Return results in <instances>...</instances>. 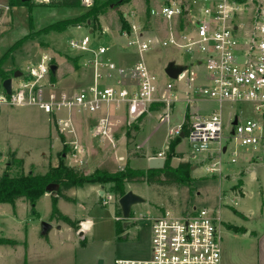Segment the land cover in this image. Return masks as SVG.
I'll list each match as a JSON object with an SVG mask.
<instances>
[{
    "label": "rangeland",
    "instance_id": "374dc122",
    "mask_svg": "<svg viewBox=\"0 0 264 264\" xmlns=\"http://www.w3.org/2000/svg\"><path fill=\"white\" fill-rule=\"evenodd\" d=\"M106 1L111 2L107 4L104 14L99 16V21L104 29L106 27L112 30L114 35L116 27L122 32L121 25L124 21L129 26L138 23L145 25L152 35L156 34V29L164 30V22L159 18L151 19L148 13L151 7L157 8L167 4L166 0H148V2L129 0L125 3L120 1L117 3L116 0H95L94 4L99 5ZM88 9L80 4L71 9H61L32 2L31 6L17 7L13 14L5 12L4 21L7 23L11 18L13 22H10L9 28H7L8 25L0 27V58L14 42L22 38L23 41L7 54L0 64V97L8 96L2 86L5 75L7 78H12V86L15 85L22 77H14L15 71L20 70L25 74L29 59H34L40 55L38 52L48 49H50L49 52L57 54H53L50 58L53 64L59 62L57 76L53 80L60 83L58 88L72 93L86 86V82H82L81 79L83 73L84 77H90V71L77 67L76 54L79 52L70 46L72 38L89 35L86 24L82 23L81 27L70 26L62 31L52 30L48 33H41V30L48 23L73 19ZM99 40L93 36V47L99 44ZM145 58L163 79H166L163 75L165 64L170 61L187 63L189 60L187 54L172 46L158 48ZM44 93L47 95L50 92L45 90ZM207 102V108L210 109L216 104L214 100ZM175 105L178 121H181L185 116V113L183 114L185 104L178 101ZM164 110V107L154 105L152 110L137 122L130 123L123 108L119 110L113 108L110 124L112 138L100 142L94 127L101 113L82 115L75 112V131L67 132L65 135L58 130L55 116L44 113L38 106L0 104V176L9 171L8 166L14 152L24 162L21 168L13 166L12 173L20 169L24 173L33 171L34 174H45L51 166L59 164L62 154L66 157L67 154L74 157V151L70 145L74 136L86 148V152L79 156L82 162H78L77 157L74 160L66 159L65 163L62 161L79 175L115 173L119 170H127L129 175L139 170L147 172L148 159L159 154L165 157L172 167H177L181 161H190L192 181L187 184H150L146 177H142L134 182L100 184L103 186L102 190L113 194L114 199L107 204H102V199L90 187L77 191L76 203L63 202L64 199H61L59 203L61 208L70 215L80 219H90L93 222L86 235L89 241L88 253L92 257L99 256L97 260L105 259L106 264H112L115 256H124L123 254L128 253V250L119 247L123 242L125 245L134 243L141 246L149 243L151 234L148 219L150 217L161 215L166 211L183 215L192 212L195 208L204 207L210 209L217 218L223 252L234 260L238 258L244 262H253V258L248 257V253L250 248L254 253L257 240L255 235L249 232L264 228V154L261 152L262 149L239 147L238 154L235 156L236 162L233 163L231 162L233 144L230 143L227 152L223 155L222 171L210 173L206 165L213 157L194 156L193 150L184 137L179 139H177L178 136L174 137L172 131L177 126L169 132V127L167 126L166 129V125L170 123L172 128L176 124L172 121L175 108L169 110V121H162L160 118ZM222 113L226 129L231 126V118H229L231 114L238 115L240 118H259L263 115L255 112L250 103H225ZM49 129L53 132L52 141L49 137H42V134ZM171 145H173L172 148ZM245 156L249 159L245 160ZM249 164H254L253 170L256 171L254 177L248 172ZM118 187L125 193L133 191L144 199L142 203L132 206L130 219H124L122 213L119 216L120 223L130 221L127 230L129 241L122 242H119L115 235V215L116 210L120 209L118 200L121 196L114 191ZM52 207V197L45 194L37 200L34 210L32 205L23 199L18 200L15 208L11 204H0V264L21 263L28 257L30 261L37 264L61 257H73V248L54 243L52 237L53 245H44L53 228L43 232L42 223L51 219ZM234 226L244 227L246 232L235 233ZM3 240L6 242H1ZM25 240H31L32 245H24L20 242Z\"/></svg>",
    "mask_w": 264,
    "mask_h": 264
},
{
    "label": "built area",
    "instance_id": "2783aa9c",
    "mask_svg": "<svg viewBox=\"0 0 264 264\" xmlns=\"http://www.w3.org/2000/svg\"><path fill=\"white\" fill-rule=\"evenodd\" d=\"M56 0H33L49 4ZM151 7L149 17L167 23V35H152L145 25L133 24L125 35L126 46L136 53L130 65L109 57L111 46L104 42L93 47V32L70 40L72 49L88 55L93 81L68 92L51 80L50 57L31 63L12 86V94L0 97V104L38 106L55 116L58 130L65 135L75 131L74 113L96 115L95 134L99 141L111 140V111L123 108L129 122H137L152 110L164 107L162 121L170 119V109L185 102V116L172 131L184 133L193 155L212 156L206 165L210 173L223 169V155L233 144L231 162H236L239 147L264 154V0H166ZM91 8L95 0H79ZM128 16V15H126ZM175 47L189 56L185 70L171 79L163 70V79L145 56L158 48ZM167 64L164 65V69ZM176 83V84H175ZM45 90L50 93L46 95ZM214 100L217 110L204 116L194 111L199 100ZM224 103H250L259 118H240L231 114L226 129L222 113ZM188 118V131L184 132ZM237 121L234 125L233 122ZM78 162L85 148L74 136L70 141ZM227 147L224 150V147ZM158 156H162L159 154ZM249 159V157H244ZM102 203L114 199L104 191ZM117 219H121L117 217ZM149 220L151 253L146 258H116L114 264H222L221 234L217 218L208 208L175 215L166 211Z\"/></svg>",
    "mask_w": 264,
    "mask_h": 264
},
{
    "label": "crops",
    "instance_id": "0c3cea01",
    "mask_svg": "<svg viewBox=\"0 0 264 264\" xmlns=\"http://www.w3.org/2000/svg\"><path fill=\"white\" fill-rule=\"evenodd\" d=\"M3 3H5V4H3ZM46 6H48V5H46ZM3 7H5V8H3ZM17 7H24V6H13V5L10 4V0H2V2H0V11L2 12L1 15H0V27L1 26H7V25H8L7 28L10 27V22L11 21L13 22V20L10 18L9 21H7V23H6L4 21L5 12L7 14H8V12H11L13 14V13H15V9ZM48 7L49 8H61V9L64 8V7H55V6H48ZM64 9H71V8H64ZM55 22L53 21L51 23H48L46 26H49V25H51V24H53ZM46 26H44L43 28H45ZM81 26H83V25H78V26H74V27H81ZM86 27H87L89 33L93 32L94 37L100 39L99 42H104V43H107V44H109L111 46V50L109 52V57L114 59L117 63L122 64V65H130L136 59V53L132 49H130V48H128L126 46L127 37H126L125 34L131 30V26H130V29L128 31V30H122V25H121V30H122V32L124 31V33L120 32L119 28L116 27L114 29L115 30V35L113 34L112 30H110V29H108L106 27L104 29V26H102V30L100 32H96V33L93 31L92 27L87 26V25H86ZM163 27H164V30L163 29H158L157 30L155 28L156 29V33H158L159 37L160 36L165 37L167 35V31H168L167 28L168 27H167V23L166 22H164V26ZM162 32H164V33H162ZM0 33H1V31H0ZM0 38H1V36H0ZM49 50L50 49H48L46 51L38 52L40 55L35 57L34 59H29V61L27 63V66L29 64H31V63H36V62L42 60L44 57H52L53 54H55V53L49 52ZM55 55H57V54H55ZM76 56L78 58L77 59V63H76L77 67H79V68H81L83 70H86V71H90V74H91L90 77H86V76L84 77V73H83V77L81 79L82 82H86V84L88 85V84H90L93 81V69L90 66L86 65V62L88 61L89 57H88V55H84V53H80V52L78 54H76ZM73 57H75V56H73ZM60 62H61V65H62V61H60ZM58 64H59V62H58ZM56 76H57V73H56L55 77ZM55 83H56L57 87L60 85V83L58 81H55ZM59 89H61V88H59ZM69 89H72V88H69ZM61 90H63V89H61ZM208 100H199L197 102L196 106L194 107V111L198 112L201 115L207 116L211 112H213L214 110H217L218 107H219V104L216 101H215L216 104H215L214 107H212V109L207 108L206 104L208 103L207 102ZM182 102L185 104L184 101H182ZM201 102H203V103L201 104ZM229 104H231V103H229ZM33 106H35V105H33ZM173 108H175V111H174L175 113H173L174 119L172 121H175L176 124H174L172 126V128H171L170 123L169 124L167 123L166 129H167V126H168L169 127V132L171 131V129H173V127L175 128L179 123H181L183 121V120L178 121V118H177L178 114H177V110H176V105ZM185 109H186V107L183 106V114L185 113ZM222 112H223V106H222ZM183 118H184V116H183ZM167 121H169V120H167ZM172 121H170V122H172ZM52 134H53L52 130L49 129L45 134H42V137H46V138L49 137V138H51L50 140L52 141V137H53ZM187 143H188V141H187ZM85 151H86V148H85ZM73 156L74 157H71L69 154H67V157H66L65 154H62L61 159L65 163L66 159L74 160V158L77 157L75 155H73ZM72 160H70V161H72ZM245 160H248V159H245ZM181 162H183V161H181ZM248 166L250 167V170L248 172L254 177L256 175V171L253 170L254 164H252V165L249 164ZM51 167H56V166H51ZM192 171H194V169ZM87 187H90L91 189L95 190L97 192V194H98V197L102 199V196L104 194V190H102L103 186L100 185L99 183H89V184H85L82 187H74V188L69 189L66 193H67V195L69 197H71L73 199V201H68V200H65V199L63 200V198L57 197V201H58L57 202L58 203L57 207H58V209L64 215H67L73 221H76L78 223V228L77 229L71 227L68 223H66L64 221L56 220V219L52 218V214H51V219L49 221H47V222H49L52 225L51 228H53L52 229L53 231L51 230V232H52V233L50 232L51 235L47 236V240H45V244L44 245H53L52 241H51V237H52L53 240H54V243H56L58 245L68 246L71 249L73 248V250H74L73 257L72 256L67 257V258L61 257L60 259H57V260L44 261V262L39 263V264H99V260H97L99 258V256L98 257H92L88 253L89 241L87 240V236L86 235H87L88 231L91 229L93 222L90 219H80V218H77V216L70 215L66 210H63L61 208L60 203H59V201H61V199L63 200V202H74V203H76V201H77V191L80 190V189L87 188ZM45 196L52 197V199H53L52 194H50L48 192L45 193ZM4 204H6V203H4ZM96 204H98V203H96ZM117 211L118 210H116V215H115L116 222L117 221L121 222L120 220L117 219V217H119ZM246 218H247V216H246ZM129 223H130V221H128L127 225L125 224V221L123 223H121V226H122V228L124 230H123L122 234L120 235V238H119V236L117 235V233L115 231L116 238H117V240L119 242L120 241L122 242V241H125V240L129 241V237H127L128 236L127 235V230H128V227H129V225H128ZM233 228L235 230V233H245L246 232V228H244V227L234 226ZM150 234H151V230H150ZM249 234H254L255 235V239L257 240V245H256V247H254L255 248L254 253H252V249L251 248H250V251L248 253V257L253 258V262H244V261H242L241 259H238V258H235V260H234V258H230V256L226 252H223V250H222V264H264V228L259 230V231L251 230L249 232ZM1 242H6V240H3ZM20 242H23L24 245H32L31 244V240H25V241H20ZM16 243H17V241H16ZM2 244L4 245L6 243H2ZM129 244H131V243H128V245H125V242H123L121 245H119V247H121L123 250L124 249L128 250V253L123 254L124 256H118L117 255V256H115L114 260L116 258H132V259H135V258H146L151 253V235H150L149 243L147 245H145V246L134 245V243H132L131 245H129ZM252 246H255V245H252ZM237 259H238V261H237ZM103 261H104L103 264H106L105 259H103ZM15 264H37V263H35L33 261H30V258L28 257L23 262L15 263ZM112 264H114V262H112Z\"/></svg>",
    "mask_w": 264,
    "mask_h": 264
},
{
    "label": "trees",
    "instance_id": "16d2710c",
    "mask_svg": "<svg viewBox=\"0 0 264 264\" xmlns=\"http://www.w3.org/2000/svg\"><path fill=\"white\" fill-rule=\"evenodd\" d=\"M129 2V0H116L118 3ZM111 1L102 2L99 5L94 4L93 7L89 8L85 13L76 16L73 19L59 20L55 23L43 28L41 33H48L49 31H62L69 26H78L82 23L87 26L92 27L93 31L100 32L102 30V25L99 21V16L104 14L107 4ZM148 2V0H146ZM10 4L13 6H31L32 2H22L21 0H10ZM79 0H56L49 4H44L48 6L64 7V8H74L79 6ZM33 6V5H32ZM0 11V15H1ZM130 26L126 21L122 23V30L129 31ZM23 38L15 42L8 51L0 58V64L6 55L17 48ZM7 78H3V81ZM55 78L51 75V80ZM55 82V81H53ZM3 83V82H2ZM154 106V105H153ZM188 118H185L186 125L184 127V132L188 131ZM181 138L178 136L177 139ZM173 145H171V148ZM23 159L19 158L13 153L11 163H9L8 170L0 176V204L8 203L14 208L16 207V202L19 199H23L32 205L33 210L35 209V204L37 200L47 192V187L53 183L58 184L59 188L57 190V196L53 197V207H52V218L56 220H61L68 223L71 227L77 229L78 223L73 221L67 215H64L57 207V197L63 198L68 201H73L71 197L67 195V191L74 187H82L89 183H99L105 184L109 182H134L139 178L146 177L150 184L159 185H172V184H182L190 183L192 181L191 176V163L190 161L180 162L177 167H172L167 161L162 169H148L147 172L139 170L129 175L127 170H119L115 173H97V175H79L74 169H71L63 163L61 160L56 167H51L45 174H34L33 171L24 173V171L17 170L16 173H12L13 166L21 168L23 165ZM115 194L120 196L124 195L125 192L119 187L115 189ZM119 206V205H118ZM119 209V208H118ZM118 215L121 216V208L117 211ZM123 228L119 221L116 222V233L120 238L123 232Z\"/></svg>",
    "mask_w": 264,
    "mask_h": 264
},
{
    "label": "water",
    "instance_id": "95a60500",
    "mask_svg": "<svg viewBox=\"0 0 264 264\" xmlns=\"http://www.w3.org/2000/svg\"><path fill=\"white\" fill-rule=\"evenodd\" d=\"M21 1L24 3L33 2V0H21ZM50 69H51L52 75L55 76L57 73V70H58V65L57 64H51ZM184 70H185V66H183L182 64H178L175 61H170L169 63H167V65L164 69L165 73L171 79H177L179 77V75L182 74V72ZM22 75H23V73L20 70H16L14 73V77H16V78H18ZM12 82H13L12 78H6L3 81L2 86H3V89L7 95L12 94ZM236 123H237V121L235 120L233 122V124L235 125ZM180 136L183 138L184 133H181ZM226 149H227V147L225 146L224 150H226ZM165 162H166V159L163 156H152L148 159V169H162L165 166ZM58 188H59L58 184H51L47 187V192L52 194L53 197L57 196ZM143 200L144 199L140 195L136 194L133 191H128L127 193L122 195L119 198L118 203L120 205L123 218L126 220L130 219L132 206L135 204H138V203H142ZM127 223H128V221H125L126 225H127ZM42 226H43V232H47L52 227V225L47 223V222H43ZM103 262L104 261L102 259L99 260V264H103Z\"/></svg>",
    "mask_w": 264,
    "mask_h": 264
}]
</instances>
